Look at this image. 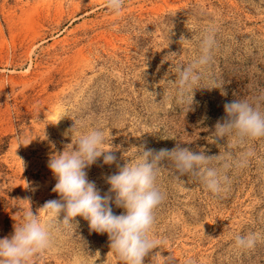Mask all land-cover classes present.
<instances>
[{
	"label": "rangeland",
	"instance_id": "1",
	"mask_svg": "<svg viewBox=\"0 0 264 264\" xmlns=\"http://www.w3.org/2000/svg\"><path fill=\"white\" fill-rule=\"evenodd\" d=\"M209 34L211 59L195 69L191 101L179 93L176 67L196 62ZM236 99L264 111V0H124L119 13L106 0H0V239L31 208L51 246L29 264H125L87 220L65 226L64 213L40 209L59 199L50 158L100 129L117 159L98 158L87 178L115 215L124 209L107 177L143 150L220 155L207 167L221 170L229 154L252 150L246 167L226 170L230 183L219 193L159 161L165 199L150 233L159 245L144 264H264V137L216 142L214 133ZM249 233L255 246L238 247L236 237Z\"/></svg>",
	"mask_w": 264,
	"mask_h": 264
},
{
	"label": "clouds",
	"instance_id": "2",
	"mask_svg": "<svg viewBox=\"0 0 264 264\" xmlns=\"http://www.w3.org/2000/svg\"><path fill=\"white\" fill-rule=\"evenodd\" d=\"M106 2L107 7L116 13L120 12L124 4V0ZM213 44L212 35H206L200 58L188 66L176 67L179 93L184 96L191 92V101L195 90L193 86L200 79L195 69L209 62ZM224 111L226 115L223 122L215 126L216 142L225 136L234 137L241 143L264 137V111L259 105L236 99L226 103ZM105 143L104 131L93 129L79 135L75 148L72 146L50 158L48 168L57 181L52 191L58 194L59 199L45 202L40 209L50 218L57 219L64 213L62 223L65 226H70L78 216L87 220L91 231L108 235L110 248L125 264H144L145 257L159 245V241L150 233L155 223L154 211L165 199L157 186L158 163L161 159L169 158L181 176L191 174L202 177L208 190L219 193L230 183L226 170L230 166L246 167L254 155L252 150L241 153L237 158L229 154L221 170L207 167L213 159H225L220 155L208 156L204 152H193L179 145L171 151L161 149L158 153L152 149L143 150L137 162L126 164L117 174L107 177L110 192L116 194V206L124 209L122 214L115 215L109 206V198L101 196L95 182L88 180L86 172L100 157H103L105 164L116 161L113 149H104ZM257 239V234L249 233L246 236L238 235L235 242L238 247L252 248ZM50 246L48 225L29 208L22 223L14 224L13 234L0 239V264H29L34 255Z\"/></svg>",
	"mask_w": 264,
	"mask_h": 264
}]
</instances>
